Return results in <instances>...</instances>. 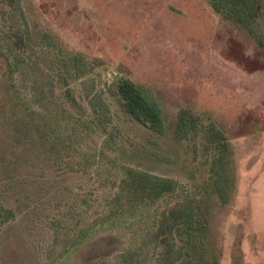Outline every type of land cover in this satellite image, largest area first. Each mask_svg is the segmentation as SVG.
I'll return each instance as SVG.
<instances>
[{"label": "rangeland", "instance_id": "1", "mask_svg": "<svg viewBox=\"0 0 264 264\" xmlns=\"http://www.w3.org/2000/svg\"><path fill=\"white\" fill-rule=\"evenodd\" d=\"M26 23L36 43L12 49L7 37ZM259 27L261 43L207 0L0 1V264L168 263L154 238L189 190L186 147L171 132L185 106L211 115L235 148L237 193L213 221L218 264H264V14ZM76 52L106 65L63 88ZM121 76L139 84L161 127L118 108ZM124 169L177 189L123 212Z\"/></svg>", "mask_w": 264, "mask_h": 264}, {"label": "trees", "instance_id": "2", "mask_svg": "<svg viewBox=\"0 0 264 264\" xmlns=\"http://www.w3.org/2000/svg\"><path fill=\"white\" fill-rule=\"evenodd\" d=\"M0 1L14 3L18 0ZM207 1L224 20L238 24L261 43L256 30L260 29L259 20L264 14V0ZM24 18L27 19L25 16ZM250 22L254 24L251 25ZM26 25L24 34L6 36L12 49L20 47L24 39L30 45L36 43L33 40L31 24L26 23ZM43 35L44 40H50L51 45L58 47L55 44L58 40L55 35L48 32H43ZM68 55L60 53V58H67ZM0 57L6 61L1 52ZM71 62L74 63L72 70L68 71L64 78L60 77L63 88L73 86L80 73L88 72L89 68L93 71L106 65L100 58L89 59L87 62L80 52L73 54ZM6 63H8L7 75L11 76L12 68L8 59ZM71 75H74L73 79ZM111 86L118 108L127 116L148 130H156L162 126L163 117L147 99L136 81L121 76L115 78ZM171 132L174 140L183 143L186 147L189 157V190L182 203L175 205L176 210L173 208L166 211L158 219L154 239L169 258L167 263L164 254L158 263L174 264L179 259L181 264H218L220 255L217 254L219 250L213 221L216 213L225 210L237 193L238 177L234 145L211 115H204L188 106L181 108L176 114ZM146 135H144L146 144L160 146L157 140ZM124 171L127 180L123 181L121 188L123 192L120 191L121 196L118 197V200L122 197L124 206L128 207V209L122 207L123 212H128L133 202L146 197L150 199L163 195L168 197L177 189L176 181L171 179L135 169H124ZM181 218L185 223H179ZM94 238L93 235L90 236L89 242ZM176 245L180 246L181 255L178 251H174Z\"/></svg>", "mask_w": 264, "mask_h": 264}]
</instances>
